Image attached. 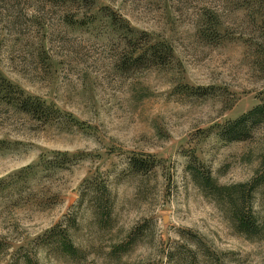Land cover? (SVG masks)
Here are the masks:
<instances>
[{
  "label": "rangeland",
  "instance_id": "374dc122",
  "mask_svg": "<svg viewBox=\"0 0 264 264\" xmlns=\"http://www.w3.org/2000/svg\"><path fill=\"white\" fill-rule=\"evenodd\" d=\"M149 43L167 64L134 61ZM0 79V264H264V182L257 234L232 202L261 174L264 124L218 134L264 98V0H0Z\"/></svg>",
  "mask_w": 264,
  "mask_h": 264
},
{
  "label": "trees",
  "instance_id": "16d2710c",
  "mask_svg": "<svg viewBox=\"0 0 264 264\" xmlns=\"http://www.w3.org/2000/svg\"><path fill=\"white\" fill-rule=\"evenodd\" d=\"M78 1L79 0H73V2L75 3H77ZM171 56L172 51L170 47L164 46V44L162 45L160 43H149L146 49H140V52L137 53V55L134 57V61L142 62L143 60L148 59L151 60V62H153V64L155 65H165L168 63ZM0 80V94L5 95L10 92V85H8L3 79ZM15 105L21 112L25 114H30L33 116L40 115V117L45 115L47 117L50 116V113L46 110L44 103L31 97H18L15 102ZM262 124H264V98L261 100L260 104L251 108L250 110L239 116L237 119L229 121L223 126H221L219 128L218 134L219 137L225 142L231 143L244 141L250 138L252 131L257 127L261 126ZM153 164V161L147 155L143 158L133 157L128 161V167L136 173L147 171L148 168L152 167ZM190 172L193 180L197 182V184H199L205 191L208 190L212 193H217V191L226 192L229 190V188L227 187H218L210 176L201 177V175L198 174L196 171L190 170ZM260 172L261 174L255 176L251 180V182L232 187V189L240 190L238 192V195L235 197V200H232V202L234 203V209L236 210V222L238 230L240 231V233L246 236L257 234L255 232L258 231V227L255 223L256 218H254L253 215H250L248 213L250 210V208L248 207L250 204L249 198L251 197L252 192L264 182V160L262 162ZM2 182L3 180L0 181V183ZM93 199L97 202L100 201L98 206L102 208V210H105V205L104 203H102L101 199H97L96 197H94ZM83 200L84 198L81 197V202ZM67 224L68 221L66 224L64 223V227L62 228L66 230L68 226ZM63 243L64 245L61 244L63 246V249L67 251H72V246L69 243H66L65 240H63Z\"/></svg>",
  "mask_w": 264,
  "mask_h": 264
}]
</instances>
